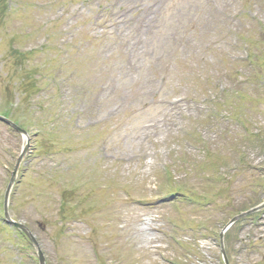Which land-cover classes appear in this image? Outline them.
<instances>
[{
    "label": "rangeland",
    "instance_id": "rangeland-1",
    "mask_svg": "<svg viewBox=\"0 0 264 264\" xmlns=\"http://www.w3.org/2000/svg\"><path fill=\"white\" fill-rule=\"evenodd\" d=\"M0 114L45 264H226L264 200V0H0ZM26 140L0 120V264H40L4 221ZM254 214L228 264H264Z\"/></svg>",
    "mask_w": 264,
    "mask_h": 264
},
{
    "label": "bare ground",
    "instance_id": "bare-ground-1",
    "mask_svg": "<svg viewBox=\"0 0 264 264\" xmlns=\"http://www.w3.org/2000/svg\"><path fill=\"white\" fill-rule=\"evenodd\" d=\"M148 220H150L151 222L150 217L148 218ZM150 230H151V224L149 222H145L140 227L141 237L147 242L154 238V234Z\"/></svg>",
    "mask_w": 264,
    "mask_h": 264
},
{
    "label": "water",
    "instance_id": "water-1",
    "mask_svg": "<svg viewBox=\"0 0 264 264\" xmlns=\"http://www.w3.org/2000/svg\"><path fill=\"white\" fill-rule=\"evenodd\" d=\"M20 160H21V159H20ZM16 173H17V172L14 173V177H15ZM263 207H264V203H263L262 205L256 207V208L250 210V211L247 212V213H251L252 211L259 210V209H261V208H263ZM243 215H245V214H242V215H240V216L235 217V218L230 222V224L233 223L234 221H236L239 217H241V216H243ZM230 224H229V225H230ZM224 254H225V251H224ZM42 261H43V260H42Z\"/></svg>",
    "mask_w": 264,
    "mask_h": 264
}]
</instances>
